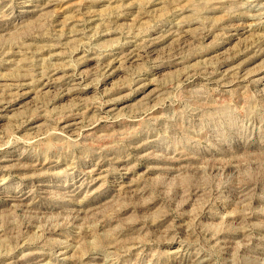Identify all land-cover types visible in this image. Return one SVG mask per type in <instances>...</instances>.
Masks as SVG:
<instances>
[{"label":"rangeland","instance_id":"obj_1","mask_svg":"<svg viewBox=\"0 0 264 264\" xmlns=\"http://www.w3.org/2000/svg\"><path fill=\"white\" fill-rule=\"evenodd\" d=\"M0 264H264V0H0Z\"/></svg>","mask_w":264,"mask_h":264},{"label":"bare ground","instance_id":"obj_2","mask_svg":"<svg viewBox=\"0 0 264 264\" xmlns=\"http://www.w3.org/2000/svg\"><path fill=\"white\" fill-rule=\"evenodd\" d=\"M145 53V52H144ZM134 58V57H133ZM80 186V185H79Z\"/></svg>","mask_w":264,"mask_h":264}]
</instances>
